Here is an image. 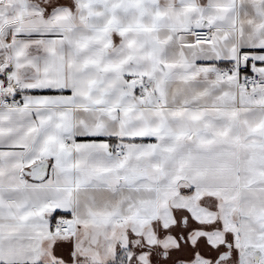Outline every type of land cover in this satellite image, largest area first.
Instances as JSON below:
<instances>
[{
	"label": "snow or ice",
	"instance_id": "obj_1",
	"mask_svg": "<svg viewBox=\"0 0 264 264\" xmlns=\"http://www.w3.org/2000/svg\"><path fill=\"white\" fill-rule=\"evenodd\" d=\"M0 264H264V0H0Z\"/></svg>",
	"mask_w": 264,
	"mask_h": 264
}]
</instances>
